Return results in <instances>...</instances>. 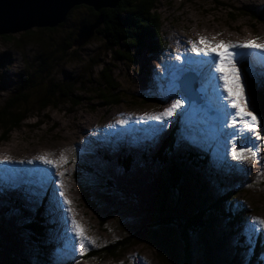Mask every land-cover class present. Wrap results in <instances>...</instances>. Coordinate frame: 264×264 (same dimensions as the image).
<instances>
[{"label": "rangeland", "instance_id": "obj_1", "mask_svg": "<svg viewBox=\"0 0 264 264\" xmlns=\"http://www.w3.org/2000/svg\"><path fill=\"white\" fill-rule=\"evenodd\" d=\"M83 6L82 8L75 7L76 9L74 8L69 13L65 24L58 26L55 31H41L39 30L40 27H36L30 29L33 30V34L30 36L25 35L29 30L0 34V108L13 100V96L16 95L14 93L22 85L25 76L36 72H38V78L44 81L45 86L63 85L65 88L62 89L72 93H70L71 96L60 100L58 107L50 106L45 110L38 111L37 106H35L36 103L31 104L29 106L30 109H33L31 117L22 122L21 126L11 133L7 141L0 143V156L5 158H18L17 156L26 154L27 157L31 156L32 158L46 156L58 163L59 166L65 164L62 166L63 169L58 168L57 170L63 173V176L56 175L54 179L52 178L49 181L50 188L47 186L44 189L37 188L29 192L7 187L5 183L11 178L0 170L2 179L9 177L5 182L0 179V185H4L6 190V192L0 190V264H31L30 250L32 247L35 248L36 244H34V240L29 235L31 233L24 225L27 221L26 217L33 215L35 208L38 207L35 206V201L40 194L39 192L46 191L50 194H45L49 201L44 204L43 217L46 222L50 219L52 222L48 224L46 238H41L40 245L48 241L52 245L54 244L56 249L50 246L45 254L46 258L52 259L50 260L51 264L56 263L54 259L57 261L55 253L59 256L58 264H165L159 257V250L150 242L141 241L129 249L120 250V253L115 257L108 256L106 251L115 249L117 242L126 239L130 232L134 233L141 227L154 223L158 224L160 232L168 236L174 245L177 241V244L180 245L179 231L174 228L175 226H171L168 218L171 220L175 218L176 221L178 219L185 220L195 215L198 209H203L205 202L209 203L212 199L216 200L220 196H225L228 191L233 192L234 203L228 202L227 204H232L233 209H240L244 214L242 222L230 226L229 229L237 232L239 225L243 223L246 229L245 233L249 238L247 242H239L237 239V237L240 238L239 231L233 235L228 233L227 249L216 251L214 246L210 245V239L206 237L205 247L203 245L204 248L201 249V253L198 254L199 249H195V264H208L210 257H213L214 254L217 258L213 260L218 264H248V261L253 262V264H264V246L262 251H258L253 256L255 248L259 249L260 244H264V233L248 230L251 218L264 219V112L258 104L259 101L252 95L254 94V83H258L257 89L264 93V81H262L263 74L255 75L254 69L251 67L250 59H254L255 56L254 54L249 55L248 50H234L246 53L243 59L237 56L238 67L247 100V110L256 115L260 121L257 132L262 138L257 139L255 136H253V140L252 138H237L236 136L229 138L226 133L231 132L225 129L222 134L229 138L226 140V138H220V131L216 129V127L218 128L217 125L219 128L222 125V109L217 107L212 112L204 104V94L209 91L207 83L211 80V78L205 77L215 71V68L210 67L207 61H211L213 58L206 56L201 59L192 58L193 66H186L188 53L178 54L177 56L180 57L178 64L183 65L176 68L175 65H171L173 62L176 63L177 56L172 58L169 55L173 54L171 52L175 49H179L180 39L178 37L184 35L185 41H189V44H192L190 42H197L199 47L204 45L199 43L201 37L206 43L209 40H215L217 37L218 40L228 37L233 40L236 37L237 40L234 39L236 43L253 39L256 41V38L259 37L257 38L258 43H264V9L254 6L248 0H160L157 5V14L161 18V33L166 45L159 48L156 53L147 52L146 48L140 47L130 51L131 55L134 56L133 58L130 57V53L117 54L113 47L110 48L106 36L97 33L77 48L73 46L67 51L59 49L57 51L59 43L62 41L69 42L74 38L77 29L76 24L79 20L90 18L91 11L85 8L89 6ZM239 27L243 29H239ZM7 35H12L15 40H7L4 37ZM35 37L39 39L44 37L50 41V44H45ZM18 40L21 41L19 44L16 42ZM229 42L231 41H224L223 43ZM219 43L221 44L222 41L220 40ZM50 55L49 60L53 67L50 66V70L46 68V70L38 71L40 65ZM184 63L186 64L184 65ZM104 69L107 77L102 74ZM48 71L52 73L51 76L48 75ZM153 72H156L159 77L161 76L165 83L167 82L168 85L164 89L166 92L160 90L158 82H155L157 78L152 77ZM148 79L150 82H147ZM250 80L253 83H250ZM182 82L190 83L191 87L195 89L196 99L190 100L189 95L183 92ZM36 85L30 86L26 90L29 97L32 95L29 98L32 102L36 101L35 93H38V89L43 86ZM211 91L216 93L215 88H212ZM152 96L159 100L145 103L147 100L143 99ZM116 97H118L116 100H120L119 103L115 101ZM174 99L184 100V108L178 110L164 124L159 123L157 132L148 131L145 134V139L139 138L133 132H130L131 134L126 133L122 137L113 134L112 137L117 140L116 142L119 140L121 144L112 147L107 143L106 149H103L91 145L93 141L81 134L84 135L80 141L82 147H77L75 143L72 148L65 145L67 139L63 137L64 134L70 135L71 132H74L71 130L74 126L71 119L73 116L86 117L90 120L91 125L96 126V123H105L106 119L107 121L115 119L121 112L122 114L127 112L129 117L136 114L135 116L139 118L146 113L162 112L165 108L170 107ZM213 103L218 105L216 100ZM221 107L223 106L221 105ZM186 110L190 111L186 113ZM47 112L50 113V117L43 116ZM181 113L183 114L181 115ZM202 115L214 119L216 123L213 124L209 121L207 122L208 125H203L206 131L211 132L209 134L204 133L209 136L212 146L201 143L198 139V134L203 133L202 127L195 130L197 133H193L192 129L186 130L187 126L185 125L188 124L189 118L197 117L196 119H198V116ZM56 122L57 124H55ZM55 125L59 126L54 127ZM175 128L178 131L171 157L175 156L179 163L184 164L182 169L188 173L190 178L188 181L181 180L180 184L182 185L178 186V189L182 193L171 190L167 186V182H169L167 174L170 175L169 172H166L167 167L160 170H158L159 166L150 168L162 141ZM28 137L31 139L28 140ZM128 138L130 142L127 141ZM216 145H224L221 147L228 148L229 153L232 147L240 150L242 146L252 148L257 153L254 159L249 157L243 162L238 161L245 165V169L239 171L242 179L233 176L234 169H223L218 165V162H223L226 158L220 155L218 162L216 161L217 151L214 150ZM189 150H193L192 153H199L201 159L204 160L202 165L183 160V156H186ZM217 150L219 151V148ZM127 152L137 158L134 161L133 170L128 174L124 172L122 167H118L116 161L120 154ZM61 154L64 156L63 160H61ZM146 155H148L146 158L148 164L142 160V156ZM229 156L231 157L230 154ZM84 163L92 168H99V170H94L95 173H91L90 169L88 171L85 168ZM158 171L161 173L159 174ZM155 172L157 174H154ZM102 179H105L106 184L111 183L108 184V186L112 185L111 187L114 189L111 197L108 194V189L105 190L99 186ZM61 180L64 185L63 191L73 209L71 216H74L84 234L95 240V245L86 244L87 251L83 253L79 250V241L71 231V221L66 226L59 223L52 214L53 210L58 213L60 208L68 207L64 204L63 197H58V193L54 194V190H59L58 182ZM84 183L89 189L88 193L93 202H96L98 207L94 205L93 207L92 203L89 204L84 199L81 189V185ZM0 188L2 187L0 186ZM171 191L173 193H170ZM11 199L17 201H13L14 204H11L13 209L7 210L10 205L8 202ZM117 200L118 205H124L123 211L128 219H135L134 222L125 221L121 214H112L114 202ZM230 214L233 217L232 211L229 212ZM216 219L219 224L218 227L215 225L217 232L220 231L219 233H221L225 227L224 220L219 219V215ZM260 237L263 239L262 242ZM248 244L249 248H247ZM237 245L239 249H236ZM39 248L40 246L37 244V249ZM172 250L176 255L174 260L179 259L181 262L183 250L179 249V252L177 249ZM87 252H92L91 254L96 252L100 255L97 258L86 259L89 254L86 255ZM45 261L47 262V260Z\"/></svg>", "mask_w": 264, "mask_h": 264}, {"label": "trees", "instance_id": "obj_2", "mask_svg": "<svg viewBox=\"0 0 264 264\" xmlns=\"http://www.w3.org/2000/svg\"><path fill=\"white\" fill-rule=\"evenodd\" d=\"M160 0H121L117 7L115 8H103L101 11L95 10L93 7H85L88 8L91 11L90 18H85L79 20V22L76 24L77 29L75 32L74 38L69 41L65 42L62 41L58 44L59 50L67 51L68 49H71L73 47V43L75 39L77 38V33L79 31V28L82 24L86 25H92L94 24L99 16H103L104 20L100 24L99 28L97 29V34L104 35L108 39V44L111 46L110 48H114L117 54L119 53H127L129 54L131 50L135 48L144 47L147 49V52L150 53H156L159 48L166 45L165 40L162 37L161 33V24H160V15L157 14L158 9V3ZM83 5L76 6V8H82ZM75 8V9H76ZM66 22V21H65ZM65 22L61 23L58 26L64 25ZM58 26L56 27H40L41 31H55L57 30ZM33 30H29L26 32L25 35H32ZM7 40H15V38L12 35L4 36ZM37 40H41L45 44H50V41L46 38H38L35 37ZM18 44L21 41H16ZM54 43V41H53ZM57 44V43H56ZM49 57H47L43 64L40 65V70H48L53 67L52 62H50ZM130 57L133 58L134 56L131 55ZM49 65V66H48ZM51 66V67H50ZM105 69L102 72V74L107 77V73H105ZM38 72L34 74H29L27 77L25 76V80H23L22 85L18 87V89L15 91L13 96V100L9 103H6L4 107L0 108V143L7 141L11 133L19 128L25 120H27L29 117H31V111L33 109H30V105L36 103L35 106H37L38 111L45 110L49 108L50 106L58 107L59 101L62 99H65L66 97L71 96V91H65L62 88L63 85L56 86L55 84L51 85H44V81L38 78L37 75ZM48 75L51 76L52 73L48 71ZM249 80V78H248ZM68 81V80H67ZM39 85H36V84ZM78 83V81H76ZM75 83V84H76ZM250 83L251 82L250 80ZM41 86L38 90V93H35L36 101L32 102L30 101L29 93H26V90L30 86ZM254 95L259 101L258 104H260L262 111L264 112V93L259 91L257 89L258 83H254ZM65 86V84H64ZM83 88V87H82ZM72 94V93H71ZM118 97L115 98V101L120 102V100H116ZM114 100V99H113ZM143 100L145 103L148 102H155L158 101L156 97H145ZM114 101V102H115ZM74 103H76L74 101ZM78 103V102H77ZM79 104V103H78ZM76 104V105H78ZM177 129H174L173 132H171L170 135L167 136L165 140L162 141V144L160 145L159 151L154 155V161L151 163L150 168L152 169L160 167L158 170L166 168V172H169L170 175L167 174V179L169 180L168 185L171 190H177L178 193L181 191L178 189V186L182 185V181H188L189 176L187 172H184L182 169V162L179 163L178 160H176L175 156L172 158L171 153L173 152V144L176 141V134ZM193 150H189V153L186 156H183L185 161L195 163L197 165H202L204 160L201 159L199 156V153L194 152ZM131 152V151H129ZM132 153V152H131ZM129 154L128 152L126 154H120V157L116 160L118 163V167H122L125 173H129L133 170L134 161H136V156H132V154ZM138 157V156H137ZM146 156H142V160L145 161V164H148V161H146ZM140 158V157H138ZM106 160V159H105ZM85 161V160H84ZM107 162V161H105ZM104 163V161H103ZM85 164V163H84ZM120 165V166H119ZM85 168L88 170L90 169L92 172L95 173V171H98L99 168H92L89 165L85 164ZM95 170V171H94ZM89 171V170H88ZM159 174L161 173L158 171ZM154 174H157L156 172ZM163 174V173H162ZM201 174V173H200ZM165 175V174H163ZM166 177V176H165ZM108 182V181H106ZM108 184H111L110 182ZM105 183V179H102V181L99 183V186L104 188L105 190L108 189L109 196L113 194L111 187L112 185H109ZM81 189L83 191L84 199L91 204L92 206H97L96 202L94 203L91 196L89 195L88 187L85 185H81ZM111 187V188H110ZM170 193H173L172 191ZM182 193V192H181ZM233 192L228 191V193L225 196H220L219 198L212 199L211 202L207 203L205 202V206L203 209H198L196 211L195 215L190 216L189 218L185 220H179L176 221L174 218L173 220L169 219V223H171V226L174 227L179 231L178 235H180L181 243L180 245L174 243L171 241V239L162 234L160 232V229L158 228V224H149L147 226L141 227L139 230L134 231V233L130 232L126 239L122 241H118L116 244L115 249H108L106 253L108 256L115 257L120 253V250L129 249V247L134 246L138 243L142 242H150L153 243L156 248L159 250L158 254L159 257L163 260V263L165 264H195L194 257H195V251L199 249L198 254L201 253V249L205 247L204 242H206L208 237L210 239V245L214 246L216 251L220 249H227L226 244L229 241L227 239V234L231 233L232 235L240 232V238L237 237L239 242L248 240L249 236L245 233V228L243 226V223L239 225V229L237 232H234V230H230V226H234L236 223L242 222V217H244L243 212L240 209H233L230 204H227L228 202H233ZM111 197V196H110ZM47 197H43L37 204L38 207L35 208L33 215L27 216V221L25 222L24 227L28 229V231L31 233L29 234L31 238L34 240V244H36L35 248H31L30 254H31V264H51L50 260L51 258H46L45 254L49 250L48 247H54V244L52 245L49 241V243H45L40 245L41 238H46L47 234V226L48 222H46V219L43 217V208L44 203L46 204ZM13 201H17L16 199H11V201L8 202L9 207L7 210L13 209L11 204H14ZM117 201L114 202V208L111 211L112 214H121L122 219L125 221H132L134 222L135 219H128V217L124 213V205H118ZM180 202V201H179ZM234 203V202H233ZM14 206V205H13ZM93 206V207H94ZM104 207L103 205H100ZM99 206V207H100ZM180 206V203H179ZM178 206V207H179ZM234 206V205H233ZM177 207V208H178ZM15 208V206H14ZM22 208V207H20ZM126 208V207H125ZM16 210V208H15ZM233 212V217L231 214L229 215V212ZM219 215V219L224 220V226L221 233L217 232L218 223L216 222V217ZM181 219V218H180ZM226 221V222H225ZM164 223H168L167 221H163ZM226 224V225H225ZM166 225V224H165ZM217 227H216V226ZM215 226V227H214ZM241 228V229H240ZM154 229V230H153ZM216 229V230H215ZM211 232V234H209ZM229 237V236H228ZM260 241L262 242L263 239L260 237ZM259 241V242H260ZM238 242V243H239ZM37 244H39L40 248L37 249ZM204 245V247H203ZM259 249L257 247L255 248V251L253 253V256L257 254L258 251H262V248L264 244H260ZM176 246V247H175ZM239 246L237 245L236 249ZM249 248V244L247 246ZM172 249H177V252H179V249H182L183 251V257L181 259V262L179 259L177 261L174 260L175 253ZM196 249V250H195ZM200 252V253H199ZM89 252L86 253V255ZM90 252L86 259L99 257L100 254H97L94 252V254H91ZM206 253V252H205ZM179 254V253H178ZM179 256V255H178ZM45 258V259H44ZM54 258V257H53ZM216 254L213 255V257H210L208 264H218L217 262H214L213 259H216ZM34 260V262H33ZM47 260V262L45 261ZM55 260V264H58L59 256H57V261ZM53 264V263H52ZM248 264H253L248 261Z\"/></svg>", "mask_w": 264, "mask_h": 264}, {"label": "bare ground", "instance_id": "obj_3", "mask_svg": "<svg viewBox=\"0 0 264 264\" xmlns=\"http://www.w3.org/2000/svg\"><path fill=\"white\" fill-rule=\"evenodd\" d=\"M246 1V0H245ZM243 2V1H242ZM248 2H250L251 4H253L254 6H259L261 8L264 9V1L262 0H248ZM244 3V2H243ZM247 4V3H245ZM187 20V19H186ZM213 20V19H212ZM189 21V20H188ZM186 24V23H185ZM200 24V23H199ZM207 24V23H206ZM187 25V24H186ZM235 26V25H233ZM232 26V27H233ZM237 26V25H236ZM173 27V26H172ZM189 27V26H188ZM204 27V26H203ZM185 28V27H184ZM205 29V27H204ZM239 29H243L242 27H239ZM238 29V30H239ZM209 30V29H208ZM208 30H206L208 32ZM237 30V31H238ZM215 31V30H214ZM176 32V31H175ZM202 32V31H201ZM204 32V31H203ZM244 33V31H243ZM174 34V33H173ZM210 34V33H208ZM241 34V33H240ZM175 35V34H174ZM179 35V34H178ZM214 35V34H212ZM224 35V34H223ZM247 35V34H246ZM185 36V35H184ZM184 36H179L178 38L180 39V42L178 40V42L180 43V45L178 46L179 49H175L173 52V54H169L172 56V58H174V56L176 57L178 54L179 55H183L185 53H188V61L187 64L184 63V65L186 64V66H193V61L192 58H198L201 59L203 57V55H197L195 52L192 51V44H189L187 41H185V37ZM206 36V35H205ZM248 36V35H247ZM259 36V35H258ZM199 37V36H198ZM201 37V36H200ZM216 37V36H214ZM213 37V38H214ZM224 37V36H223ZM226 37V36H225ZM261 37V36H260ZM176 38V37H175ZM174 38V39H175ZM194 38V37H193ZM206 38V37H205ZM212 38V37H210ZM218 38V37H217ZM216 38V39H217ZM222 38V37H221ZM236 38V37H235ZM235 38H233V40H231L229 37L227 39H220L222 41V43L228 42L229 40L231 42H235L234 40ZM252 38V37H251ZM259 38V37H257ZM256 38V42L258 43ZM196 39V38H195ZM194 39V41H195ZM209 40L206 44H204L202 46L203 47H207V45L210 44H220L219 41L220 40ZM244 39V37H243ZM249 39V37H248ZM262 39V38H261ZM177 40V39H176ZM188 40V38H187ZM192 40V39H191ZM190 40V41H191ZM200 40V39H199ZM198 40V41H199ZM237 40V38H236ZM245 40V39H244ZM254 40V39H253ZM193 41V40H192ZM241 41V40H240ZM247 41V40H246ZM245 41V42H246ZM243 42V41H242ZM177 43V42H176ZM197 43V42H196ZM260 43V42H259ZM174 44V43H173ZM198 44V43H197ZM176 45V44H175ZM220 50V49H219ZM188 51V52H185ZM248 54H254L255 58L250 59V64L251 67L254 69V73L255 75H257L258 73L263 74L264 77V53L259 52L258 50H248ZM180 60V59H179ZM248 60V59H247ZM175 62H173V65L177 67H180L183 64H178V60H175ZM247 65V63H246ZM183 67V66H182ZM207 67V66H206ZM205 67V68H206ZM246 68V67H245ZM225 71H227V69H225ZM159 72V71H158ZM173 72V71H172ZM244 72V70H243ZM247 72V71H246ZM220 73H217L215 71H212L211 74H208V76H206L205 78H211V80L207 83V88H209V91H207L204 94V99L205 102L204 104L210 109V111H215L216 108H221L222 109V116H221V122L223 123L224 121V113L225 112H233V109L230 108H226V104L227 101L226 100H222L220 98V92L217 91V85H222V81H219L217 78L219 77ZM152 77L153 78H157L155 79V82L157 81L159 86H160V90L163 92H166L165 87L168 85L167 82L165 83V81H163V79L161 78V76L159 77L158 74L156 72L152 73ZM255 77V76H254ZM152 78V79H153ZM147 82H150L149 79ZM152 82V81H151ZM255 82V81H254ZM142 84V83H141ZM157 86V85H156ZM190 86V84H189ZM143 88V87H142ZM141 88V89H142ZM212 88L216 89V93L211 91ZM222 91V89H221ZM252 94V93H251ZM226 95V93L224 94ZM254 95V94H252ZM255 96V95H254ZM256 99V97H255ZM218 103L214 104L213 101H215ZM220 105V106H219ZM221 105L224 107H221ZM194 109H196V107H194ZM249 109V108H248ZM190 110H186L185 112H189ZM185 113V114H186ZM192 113V112H191ZM204 113V112H201ZM134 114V113H133ZM43 115V114H42ZM48 116L50 117V113H46L43 116ZM131 115V114H130ZM136 115V114H135ZM130 116L128 115L127 112L123 113L121 112V114H119L118 117H115V119L113 118L112 120H108L106 119L105 123H96V126H93L90 124V120H88L86 117H82V116H73L72 119V125H74L72 127V131L74 130V132H71L70 135L69 134H64V138L67 139V143H65V145L69 148H72V145L75 143L77 147H82L80 141L81 139L84 138V135H86L87 137H89L93 142L91 145L94 146H99L100 148L106 149L107 147V143H109L108 145H111L112 147L116 146V145H120L121 142L118 140V142H116L117 140H115V138L112 137V135L114 134L115 136L120 135V137H122V135L126 134V133H130L133 132L135 133L139 138L141 139H145V134L148 131L151 132H157V130L159 129L158 124L160 122L157 121H139V117L136 116ZM42 116V117H43ZM105 115H103V118ZM144 116V115H143ZM190 116V115H189ZM41 117V119H42ZM202 117V118H201ZM197 118V117H196ZM195 117H191L189 118L188 124H186L185 126H187L186 130L192 129L193 133H197V130L199 127H202V134H198V139H200L201 143H207L209 145H211V140L209 139V136L207 135V133H211L205 130V128L203 127V125H208L207 122L211 121L213 124L215 123L214 119H209L207 117H205L204 115L202 116H198V119H196ZM40 119V120H41ZM56 119V118H55ZM109 119V118H108ZM46 120V119H45ZM118 120H127L128 122L125 125H120L117 123ZM39 121V120H38ZM56 121V120H55ZM95 121V120H94ZM98 121V120H96ZM40 122V121H39ZM38 122V123H39ZM58 122V121H57ZM57 122L55 124H57ZM229 123H231V120L229 118L228 120ZM59 126V125H55L54 127ZM218 128L216 127V129L218 131H220L219 125H217ZM53 127V126H52ZM63 127V126H62ZM51 128V127H50ZM54 129V128H53ZM67 129V128H66ZM215 129V133L217 134V130ZM32 130V129H31ZM70 130V131H71ZM230 132H232V129H228ZM161 132V131H160ZM207 132V133H204ZM51 134V133H49ZM56 134V133H55ZM84 134V135H81ZM131 134V133H130ZM29 135V134H28ZM58 135V133H57ZM55 135V136H57ZM63 135V134H62ZM61 135V136H62ZM53 136V135H52ZM30 137V136H29ZM27 138L28 140L31 138ZM34 137V135H33ZM49 137V136H48ZM118 137V136H117ZM25 138V137H24ZM51 138V136H50ZM59 138V137H58ZM220 138H226V136L224 134H222L220 132ZM231 138V137H230ZM49 139V138H48ZM55 139V138H54ZM61 139V138H60ZM229 138H226V140ZM254 139V137L252 136V140ZM26 140V139H25ZM128 142H130L129 138L127 139ZM30 142V141H29ZM32 142V141H31ZM50 142V141H49ZM112 144H111V143ZM33 143V142H32ZM46 143V142H45ZM31 144V143H30ZM129 144V143H128ZM32 145V144H31ZM54 145V144H52ZM126 145V144H125ZM65 146V147H66ZM212 146V145H211ZM224 147V145H216L214 148V150L217 151V155H216V161L218 162L219 160V156L222 155L224 156L226 159L223 162H218V165L220 167H222L223 169H230L233 170L234 169V177H237L239 179H242L241 175L239 174V171L242 169H245V165L244 163H239L236 160H233L232 157L229 156V149L228 148H222ZM33 147V146H32ZM8 148V147H7ZM217 148H219V151L217 150ZM36 149V148H35ZM75 149V148H73ZM38 150V149H37ZM16 151V150H15ZM33 154V153H32ZM31 155V153H30ZM18 158H5L3 156H0V170L3 173H6V175L10 176V180L6 183L5 185L7 187H10L14 190H24L26 192H29L30 190H35L37 188H41L44 189L45 187H49V181L52 180V178L54 179V177L56 176V172L58 170V168H62L63 165H60L57 163L58 167L57 168H51L45 164H42L39 160H35V158L27 157L26 154L24 156H17ZM59 159V158H58ZM224 159V158H223ZM20 160L24 161L25 163H20ZM28 160H34L33 164H28L27 161ZM223 163V164H222ZM63 169V168H62ZM237 172V173H236ZM13 175V176H12ZM1 180H7L9 179V177H6L5 179H2L0 177ZM242 182V180H241ZM210 191V190H209ZM60 192V188L59 190L55 191L54 190V194L58 193V197ZM81 206V205H80ZM80 208V207H79ZM84 210V209H83ZM52 214L55 216L56 219H58L59 223H63L64 225L68 226L70 223L69 221H71L70 218V214L67 212V208H60V210L57 211L53 210ZM86 214V213H85ZM262 235V234H260ZM128 263V262H127Z\"/></svg>", "mask_w": 264, "mask_h": 264}, {"label": "snow or ice", "instance_id": "obj_4", "mask_svg": "<svg viewBox=\"0 0 264 264\" xmlns=\"http://www.w3.org/2000/svg\"><path fill=\"white\" fill-rule=\"evenodd\" d=\"M192 43V51L197 55H203L206 57H212L211 61H207L210 67L215 68V72L220 73L217 78L222 81V85H217V91L220 92V98L226 100V108L233 109V112L224 113V121L221 125L220 132L224 133L225 129H232L231 133H226L230 138L231 136H236L237 138L251 139L255 136L257 139H261L257 129L260 125V121L257 116L251 111L247 110V100L244 94V88L241 82V72L238 67L239 61L237 56L241 59L245 56L244 51H234L239 50H258L264 53V43H257L254 40L246 41L243 43H221V44H208L207 47H199L196 42ZM200 44H205L203 37L200 39ZM219 49H223L220 51ZM218 58V59H217ZM177 60L180 59L179 56L176 57ZM227 69V71H225ZM222 89V91H221ZM226 93V95H224ZM184 108V100L174 99L170 107L165 108L162 112L155 114H145L143 117L139 118V121H157L164 124L168 121L178 110ZM183 113H181L182 115ZM231 120V123L228 120ZM127 120H118L117 123L120 125H125ZM166 126V125H165ZM227 143V141H225ZM230 155L233 160L243 162L248 160L249 157L255 158L257 153L252 150V148L242 146L240 150L236 147L231 148ZM64 159L63 154H61V160ZM35 160H39L42 164H45L51 168H57L58 165L55 161L47 158L46 156L35 157ZM20 163H25L20 161ZM28 164H33L34 160H28ZM57 176L62 177L63 173L57 171ZM60 185L59 195L64 198V204L67 205V212L70 214L71 218V231L75 238L79 241V250L81 253L87 251L86 244L95 245V240L84 234L83 229L77 223L74 216H71L73 209L70 206L71 202L68 200L65 192L63 191L64 185L62 180L58 182ZM248 230L252 232L264 233V219L253 217L249 221ZM75 251V249H73Z\"/></svg>", "mask_w": 264, "mask_h": 264}, {"label": "water", "instance_id": "obj_5", "mask_svg": "<svg viewBox=\"0 0 264 264\" xmlns=\"http://www.w3.org/2000/svg\"><path fill=\"white\" fill-rule=\"evenodd\" d=\"M121 0H0V34H12L28 31L36 27H56L65 22L69 13L79 5L93 7L97 11L103 8H115ZM101 15L92 25L82 24L73 46L79 47L92 38L103 22ZM190 83L181 84L183 92L190 100L196 99L195 89Z\"/></svg>", "mask_w": 264, "mask_h": 264}, {"label": "clouds", "instance_id": "obj_6", "mask_svg": "<svg viewBox=\"0 0 264 264\" xmlns=\"http://www.w3.org/2000/svg\"><path fill=\"white\" fill-rule=\"evenodd\" d=\"M48 232V231H47Z\"/></svg>", "mask_w": 264, "mask_h": 264}]
</instances>
